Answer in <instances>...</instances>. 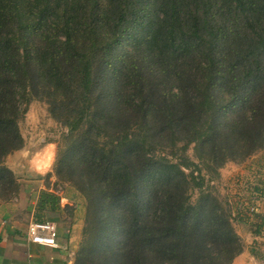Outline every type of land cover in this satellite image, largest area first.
<instances>
[{
	"label": "trees",
	"instance_id": "trees-1",
	"mask_svg": "<svg viewBox=\"0 0 264 264\" xmlns=\"http://www.w3.org/2000/svg\"><path fill=\"white\" fill-rule=\"evenodd\" d=\"M32 98L67 130L61 181L79 173L96 193L89 208L111 209L107 226L126 235L120 264H230L240 253L201 173L264 150V0H0V166L23 147ZM70 152L78 170H64ZM251 226L259 235L263 217Z\"/></svg>",
	"mask_w": 264,
	"mask_h": 264
},
{
	"label": "rangeland",
	"instance_id": "rangeland-1",
	"mask_svg": "<svg viewBox=\"0 0 264 264\" xmlns=\"http://www.w3.org/2000/svg\"><path fill=\"white\" fill-rule=\"evenodd\" d=\"M129 45L130 41L125 40L122 46L114 48V53L117 54L118 59L123 58V54L129 51ZM19 131L23 138V147L30 145L34 149H39L45 142L52 141L57 144L50 174L57 181L58 187L63 189L70 197H73L75 202L79 204L77 207L80 208L81 213L82 228L75 248L74 263L120 264L121 256L127 250L128 240L126 235L122 234L120 228H118L119 226H116V224H114L115 227L107 226V220L109 219V217L107 218V214L112 210L106 207L96 211V205L93 202L94 207L91 206L89 208V198H92L94 201L96 193L88 190L86 187L83 188L81 184L83 183L82 178L79 173H77V176H73V182L69 183L65 182V180L61 181L59 174L56 172L58 170V167H55L56 159L58 160L57 154L62 151L67 155L62 136L66 134L67 130L51 116L49 105L44 100L32 98L29 101L27 111L19 121ZM180 146L181 144L178 143V147ZM194 147V144H190L186 149V154L195 163H201L197 160ZM157 148L155 146L154 150L157 154H167L168 158L172 161L180 159L179 153L177 154L178 156H173L169 152L172 155L171 157L167 151L163 150L161 152ZM70 155L71 152L66 160L64 170L70 164H75L74 166L78 170L77 162L74 160L75 162L73 163V160L69 158ZM188 171L185 170L186 173ZM201 174L205 177V182L201 185L210 193V196L217 199L227 212L231 213L230 221L232 223L233 234L238 238L237 250L241 247L240 253L236 256L246 252L249 253V257L251 258L236 259L235 261V256L230 264H233L234 261H239L240 264H264V240L255 239L257 235L252 233L255 227L251 226V224L255 223L257 215H260L264 219V150L257 151L241 161H227L222 167L213 172L203 167ZM8 178V175H2L0 182L3 186L7 187V190H10ZM191 187L192 189L188 191L189 200L191 204L196 205L200 197V190L199 188H193V185ZM242 216L246 218L241 220ZM263 230L264 226L261 231L263 232ZM220 232L221 234L224 232L223 228ZM211 240L210 242L214 243L213 245H216L217 248L224 245L218 239L211 238ZM199 259H203L202 256ZM227 261L226 257L216 264H226Z\"/></svg>",
	"mask_w": 264,
	"mask_h": 264
},
{
	"label": "crops",
	"instance_id": "crops-1",
	"mask_svg": "<svg viewBox=\"0 0 264 264\" xmlns=\"http://www.w3.org/2000/svg\"><path fill=\"white\" fill-rule=\"evenodd\" d=\"M56 145L53 141L39 149L25 145L9 154L0 166V179L6 174L10 183L7 190L0 182V264H75L81 213L79 204L50 174ZM45 193L53 197L46 198ZM33 221L55 225L57 247L30 241L28 226ZM255 239L264 240V230ZM234 259L251 258L245 252ZM235 261L233 264H240Z\"/></svg>",
	"mask_w": 264,
	"mask_h": 264
},
{
	"label": "built area",
	"instance_id": "built-area-1",
	"mask_svg": "<svg viewBox=\"0 0 264 264\" xmlns=\"http://www.w3.org/2000/svg\"><path fill=\"white\" fill-rule=\"evenodd\" d=\"M28 235L32 243L57 247V229L52 223L33 221L28 226Z\"/></svg>",
	"mask_w": 264,
	"mask_h": 264
}]
</instances>
